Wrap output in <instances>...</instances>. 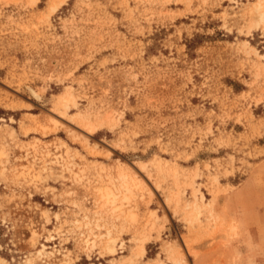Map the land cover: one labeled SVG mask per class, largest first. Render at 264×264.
Segmentation results:
<instances>
[{
    "label": "rangeland",
    "instance_id": "rangeland-1",
    "mask_svg": "<svg viewBox=\"0 0 264 264\" xmlns=\"http://www.w3.org/2000/svg\"><path fill=\"white\" fill-rule=\"evenodd\" d=\"M0 264H264V0H0Z\"/></svg>",
    "mask_w": 264,
    "mask_h": 264
},
{
    "label": "bare ground",
    "instance_id": "bare-ground-1",
    "mask_svg": "<svg viewBox=\"0 0 264 264\" xmlns=\"http://www.w3.org/2000/svg\"><path fill=\"white\" fill-rule=\"evenodd\" d=\"M34 94H35L36 96H39V94H37L36 92H34ZM36 96H35V97H36ZM37 98H38V97H37ZM105 190H106V192H105L106 194H104V195H106L105 197H108V198H109V197L111 196V194H112V193H111V189L107 190V188H105ZM101 194H102V193H101ZM116 199H117V198H116Z\"/></svg>",
    "mask_w": 264,
    "mask_h": 264
}]
</instances>
